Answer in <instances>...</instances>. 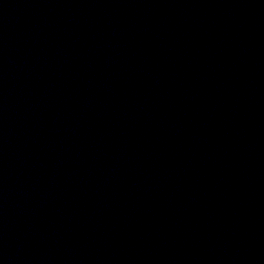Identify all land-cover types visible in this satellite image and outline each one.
I'll return each instance as SVG.
<instances>
[{"label":"water","instance_id":"obj_1","mask_svg":"<svg viewBox=\"0 0 264 264\" xmlns=\"http://www.w3.org/2000/svg\"><path fill=\"white\" fill-rule=\"evenodd\" d=\"M0 264H264V0H0Z\"/></svg>","mask_w":264,"mask_h":264}]
</instances>
